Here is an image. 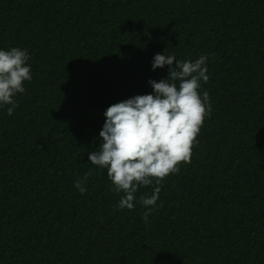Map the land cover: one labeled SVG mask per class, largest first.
Instances as JSON below:
<instances>
[{"label":"trees","instance_id":"16d2710c","mask_svg":"<svg viewBox=\"0 0 264 264\" xmlns=\"http://www.w3.org/2000/svg\"><path fill=\"white\" fill-rule=\"evenodd\" d=\"M14 47L33 79L0 109V264H264V0H0ZM166 51L210 57L212 112L145 223L155 185L121 210L88 153L109 106L168 77Z\"/></svg>","mask_w":264,"mask_h":264},{"label":"clouds","instance_id":"9594fccd","mask_svg":"<svg viewBox=\"0 0 264 264\" xmlns=\"http://www.w3.org/2000/svg\"><path fill=\"white\" fill-rule=\"evenodd\" d=\"M208 55L196 60H179L174 54L157 53L152 70L168 68V77L150 80L152 94L136 95L115 103L104 112L105 123L99 133L98 150L88 153L91 168L107 170L114 192L123 193L118 207L132 210L136 193L155 185L150 196L139 203L147 210L145 223L157 206L162 181L180 172L181 162H189L192 148L212 112L209 93L202 83L209 81ZM28 50L14 47L0 49V109L7 106L9 116L19 107L16 97L25 94V83L33 79ZM85 174L74 187L87 191Z\"/></svg>","mask_w":264,"mask_h":264}]
</instances>
